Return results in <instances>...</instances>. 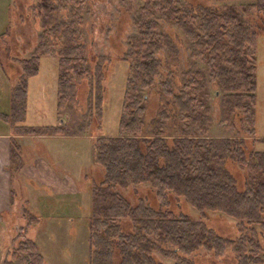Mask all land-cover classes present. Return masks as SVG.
<instances>
[{"label":"trees","instance_id":"1","mask_svg":"<svg viewBox=\"0 0 264 264\" xmlns=\"http://www.w3.org/2000/svg\"><path fill=\"white\" fill-rule=\"evenodd\" d=\"M82 1L74 0L75 6L80 8ZM59 2L62 0H35L31 4L41 30L33 53L19 61L21 74L12 87L11 112L1 114L14 133L38 134L41 126L60 133L58 126L25 122L28 81L39 73L41 58L53 53L59 56L60 65L58 106L74 99L75 79L89 76L90 104L98 127L102 126L105 64L109 58L100 56L91 70L79 38L78 21L60 16ZM239 5L254 8L264 18V0ZM239 5L195 7L181 0H143L140 5L134 18L137 33L129 38L122 56L131 62L132 76L123 101L126 117L120 120L121 132L98 134L94 140V161L104 176L93 188L101 212L90 219L89 264H196L191 255L199 249L222 255L229 247H233L239 264H264L260 254L264 240L258 239L261 231L255 234L258 238L243 233L236 240L218 234L201 220L155 208L143 199L132 206L120 192L112 190L114 186L127 189L149 183L161 200L168 201L170 194L182 196L200 211L218 210L242 220L247 227L254 223L264 226V150L254 149L255 135L206 136L201 132L210 121L201 98L205 80L202 69L186 71L176 92L167 87L173 95L178 132L166 131L170 114L165 110L153 121L151 130L145 120L146 94L142 90L155 85L164 67V54L172 58L178 55L172 39L161 28V14L181 29L195 45V54L208 62L210 74L223 90L226 119L236 112L255 123L259 32L246 21ZM9 30L8 21L0 32V46ZM15 153L13 150V160ZM129 214L135 221L134 230L125 231L120 220ZM154 251L172 262L159 260ZM3 252V264H45L32 238L11 247L4 244Z\"/></svg>","mask_w":264,"mask_h":264},{"label":"rangeland","instance_id":"2","mask_svg":"<svg viewBox=\"0 0 264 264\" xmlns=\"http://www.w3.org/2000/svg\"><path fill=\"white\" fill-rule=\"evenodd\" d=\"M35 0H0V31L10 22V30L0 48V108L9 105L11 84L15 85L21 74L20 59L28 58L34 51L38 34L41 30L38 21L31 13V4ZM186 5L198 7L208 4L222 7L225 4H242L253 0H181ZM143 0H83L79 7L74 0L59 2V15L78 21L80 41L86 48L88 64L93 66L100 56L109 58L105 64L106 79L104 80V101L101 113V127L90 104L91 83L89 76L78 77L76 95L64 106H58L57 81L60 70L59 56L56 53L41 58L40 71L28 81V122L35 125L58 126L59 132L77 134L69 140L70 148L63 151L76 150L77 158L84 168L80 177L83 191L91 194H13L9 210L5 212V230L3 240L6 246H15L17 242L32 238L38 243L40 252L45 257V264H89V229L90 219L100 214L99 201L93 195L96 183L103 178L101 166L94 161L95 135H116L120 133V120L126 117L123 101L128 88V78L132 76L131 62L122 60L129 38L137 33L134 18ZM248 21L259 32L257 54V89L256 116L252 124L244 114L234 113L226 119L223 112V90L216 79L210 74V67L205 59L195 54L193 42L170 20L158 14L163 31L167 32L177 49V57L163 55L164 67L151 88H144L146 94V126L151 130L154 120L161 112L167 111L166 131L178 132L180 125L174 116L175 105L173 92L179 89L186 71L200 68L205 73L204 88L201 98L207 106L210 121L201 132L206 136H257L254 141L255 150H264V18L254 8L246 9L239 5ZM5 24V25H4ZM2 25V26H1ZM92 73V72H91ZM168 84H164V81ZM168 85V86H167ZM5 97V98H4ZM6 99V100H5ZM8 109V108H7ZM6 109V110H7ZM157 121H155L156 123ZM57 134L51 128L42 127L41 136ZM46 143L50 138L40 137ZM53 141H56L54 138ZM57 144V143H56ZM58 148V149H60ZM69 154V153H68ZM67 160L70 155H65ZM65 157V158H66ZM235 167L239 166L234 164ZM233 169V165L231 166ZM243 172L245 170L243 169ZM91 188V190H90ZM113 191L120 192L130 205H137L143 199L158 209H171L178 215H187L194 220L203 221L218 234L238 239L243 233H260L259 241H263L264 226L254 223L247 227L242 220L228 216L221 211L206 209L200 211L192 206L184 197L170 194L168 201L157 197L155 188L149 184L132 185L129 188L114 186ZM17 195V199L15 197ZM53 199V209H47L51 203L45 198ZM61 195V196H59ZM49 197V196H48ZM17 201V202H16ZM16 202V203H15ZM264 217V213H263ZM120 223L125 231L134 230L132 215H126ZM254 225V228L252 229ZM263 253V254H262ZM159 260L171 263L172 260L154 251ZM262 255L264 252L261 251ZM196 264H239L233 247L224 254L215 255L204 248L191 255ZM120 258L118 248L115 250V261ZM0 264H3L2 262Z\"/></svg>","mask_w":264,"mask_h":264},{"label":"crops","instance_id":"3","mask_svg":"<svg viewBox=\"0 0 264 264\" xmlns=\"http://www.w3.org/2000/svg\"><path fill=\"white\" fill-rule=\"evenodd\" d=\"M13 86L11 84L9 105L5 104L8 109L0 108V263L4 257L5 223L3 215L14 202L11 194H61L66 196L91 194L89 190L83 191V186L80 184V176H83L82 169L85 166L83 167L84 164L78 160L76 150L62 152L60 148H70L68 145L70 141L65 139L76 138L77 134L60 132L41 136L40 134L14 133L11 123L2 117L1 114L11 112ZM1 87H4V82H0V92H2ZM1 99L0 97V106L5 103L1 102ZM28 116L27 112L25 122H28ZM40 137L50 138V141L43 143L39 141ZM53 138L56 141H53ZM13 150L16 152L14 160ZM65 155H70V158L67 160ZM101 170L103 171L102 167ZM45 198L51 203L46 208L53 209V199L50 195Z\"/></svg>","mask_w":264,"mask_h":264},{"label":"flooded vegetation","instance_id":"4","mask_svg":"<svg viewBox=\"0 0 264 264\" xmlns=\"http://www.w3.org/2000/svg\"><path fill=\"white\" fill-rule=\"evenodd\" d=\"M135 26H136V25H135ZM125 50H126V49H125ZM124 52H125V51H124ZM121 58H122V57H121ZM122 60H124V61H130V60H125V59H123V58H122ZM103 176H104V173H103ZM236 240H237V239H236ZM119 259H120V258H119ZM119 259H118V260H119ZM236 259H237V257H236ZM237 262L239 263L238 259H237ZM195 263H196V262H195Z\"/></svg>","mask_w":264,"mask_h":264}]
</instances>
